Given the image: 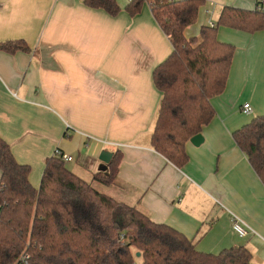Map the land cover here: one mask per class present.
Masks as SVG:
<instances>
[{
    "label": "crops",
    "instance_id": "1",
    "mask_svg": "<svg viewBox=\"0 0 264 264\" xmlns=\"http://www.w3.org/2000/svg\"><path fill=\"white\" fill-rule=\"evenodd\" d=\"M117 1L114 17L83 0H0V43L23 39L29 47L0 49V136L30 165L36 188L56 149L90 182L107 170L102 151H119L105 193L178 230L199 251L245 245L264 264V184L233 136L264 115V29L218 27V39L235 46L226 88L211 99L215 116L198 140H188V161L178 167L151 145L162 99L153 72L172 52L171 41L148 4L130 16V0ZM257 1L205 0L185 35L215 24L224 6L254 9ZM232 215L246 223L247 235L233 229Z\"/></svg>",
    "mask_w": 264,
    "mask_h": 264
},
{
    "label": "trees",
    "instance_id": "2",
    "mask_svg": "<svg viewBox=\"0 0 264 264\" xmlns=\"http://www.w3.org/2000/svg\"><path fill=\"white\" fill-rule=\"evenodd\" d=\"M83 2L114 17L121 12L117 0ZM204 3L130 0L125 7L135 16L148 4L173 47L153 72L162 99L151 145L178 167L188 161V140L215 116L211 99L226 88L235 46L218 39V27L251 33L264 29V11L224 6L213 27L205 25L199 35L186 37L185 29L196 22ZM0 49L14 53L29 47L17 39L0 43ZM233 136L264 184V115ZM121 159L114 152L107 170L90 182L54 154L45 160L36 188L30 165L20 163L0 136V264H137L138 252L140 264H255L245 245L218 254L199 251L178 230L95 188L93 182H115Z\"/></svg>",
    "mask_w": 264,
    "mask_h": 264
},
{
    "label": "built area",
    "instance_id": "3",
    "mask_svg": "<svg viewBox=\"0 0 264 264\" xmlns=\"http://www.w3.org/2000/svg\"><path fill=\"white\" fill-rule=\"evenodd\" d=\"M255 9L260 10V11H264V0H258L256 5H255ZM209 25L213 27L215 24L210 23ZM252 111H253L252 106L249 103H245L243 105V112H245L247 114H251ZM54 154L58 155L65 162L71 161L73 159V157L70 154L63 152L60 149H56ZM232 227L241 236H245L248 233V226L246 225L245 222H243L236 215H232ZM122 237H124V236H122ZM22 260L27 262L28 255H23Z\"/></svg>",
    "mask_w": 264,
    "mask_h": 264
},
{
    "label": "water",
    "instance_id": "4",
    "mask_svg": "<svg viewBox=\"0 0 264 264\" xmlns=\"http://www.w3.org/2000/svg\"><path fill=\"white\" fill-rule=\"evenodd\" d=\"M200 138V135H196L194 136L193 140H198ZM113 156V153L107 150L102 151L101 155H100V160L103 161L104 163H109L111 158ZM137 255H140V252L137 253Z\"/></svg>",
    "mask_w": 264,
    "mask_h": 264
},
{
    "label": "rangeland",
    "instance_id": "5",
    "mask_svg": "<svg viewBox=\"0 0 264 264\" xmlns=\"http://www.w3.org/2000/svg\"><path fill=\"white\" fill-rule=\"evenodd\" d=\"M40 181H41V179H40ZM94 186H95V188H97V189H99L100 191H103V192H104V190H103L104 185L99 184V183H95ZM135 260H136V263H137V264H140L141 259L139 258V256H136V257H135Z\"/></svg>",
    "mask_w": 264,
    "mask_h": 264
}]
</instances>
